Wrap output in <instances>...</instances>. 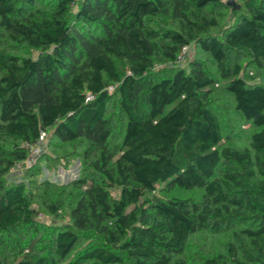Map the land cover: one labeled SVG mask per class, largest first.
<instances>
[{"label": "trees", "instance_id": "1", "mask_svg": "<svg viewBox=\"0 0 264 264\" xmlns=\"http://www.w3.org/2000/svg\"><path fill=\"white\" fill-rule=\"evenodd\" d=\"M36 1L0 0V30L36 51L30 57L0 48V236L11 239L43 210L31 205L23 183L3 180L42 133L64 142L82 139L93 173L70 211L73 226L50 229L49 251H20L15 264H125V258L186 264L189 235L224 217L258 225L244 229L250 239L245 258L264 264V0H241L243 11L220 35L209 33L221 19L207 9L223 0H52L48 13ZM156 15L174 27H151L146 18ZM190 43L227 80L242 124L254 127L248 146L221 143L210 106L214 79L204 61L193 57L187 69L176 66ZM156 56L171 63L169 74L152 70ZM116 59L126 61V72ZM249 63L261 71L260 81L244 75ZM111 100L124 115L116 151L107 146ZM2 139L11 141L8 147ZM219 166L222 175L215 178ZM161 182L202 193L196 200L159 198L153 191ZM112 186L117 198L108 191ZM59 207L46 205L51 213ZM92 230L103 245H86L72 256L80 236L90 238ZM4 258L0 264H10ZM205 264L224 262L215 255Z\"/></svg>", "mask_w": 264, "mask_h": 264}, {"label": "rangeland", "instance_id": "2", "mask_svg": "<svg viewBox=\"0 0 264 264\" xmlns=\"http://www.w3.org/2000/svg\"><path fill=\"white\" fill-rule=\"evenodd\" d=\"M223 2V6L218 9H207L208 15L221 19L217 26L210 28L211 34L220 35L223 28L236 19L240 11H243L241 0H223ZM35 4L43 13H48L53 8L52 0H37ZM73 10L72 7L69 16H72ZM146 19L147 23L158 31L174 27L173 21L165 15L148 16ZM0 48L19 56L33 57L36 53L28 45L10 40L2 30H0ZM193 57L204 61L206 69L214 79V83L210 86V106L220 121L223 136L221 143L233 148L248 146L249 135L254 127L250 124H242V117L234 109L232 95L224 87L227 80L219 77L212 60L205 53L200 52L195 43H190L186 50L178 55L176 66L187 69V63ZM116 64L120 71H127L125 60L116 59ZM170 69L171 63L161 61L158 56L152 59L154 72L166 75L169 74ZM243 73L245 76H253L255 80L261 79V71L251 63L244 65ZM108 89L112 88L108 87ZM106 116L110 120L112 129L107 146L111 151H116L120 147L124 115L114 100L109 102ZM10 142L8 139H2V146L8 147ZM85 145L82 139L60 141L48 130L29 147L26 158L15 161L3 176L5 183H23L28 191L27 196L31 205L34 208H43L41 213L36 215L33 225L22 227L19 232L10 236L11 239L0 236V256H5L4 259L10 264H15L21 258V254L28 253L32 247L47 253L50 249L48 241L50 229L73 226L70 211L84 196L87 180L93 173L89 159L83 156ZM221 175L222 167L219 166L215 178H220ZM108 191L114 198L118 197L119 189L116 186L110 187ZM153 193L159 198L178 197L196 200L201 196L202 190H185L161 182L155 185ZM49 203L60 207L56 212L51 213L46 209ZM215 221L209 219L206 226L189 235L183 250L186 264H205L206 260L215 255H220L224 264H250L245 258V251L250 249V239L244 229L253 230L258 225L252 223L249 218L224 217ZM91 233L90 238L80 236L76 242V248L70 253L72 256L77 249H82L86 245H103V237L93 230ZM36 236L38 238H35ZM71 258L69 256L67 260ZM125 264H129L126 258Z\"/></svg>", "mask_w": 264, "mask_h": 264}, {"label": "built area", "instance_id": "3", "mask_svg": "<svg viewBox=\"0 0 264 264\" xmlns=\"http://www.w3.org/2000/svg\"><path fill=\"white\" fill-rule=\"evenodd\" d=\"M186 48H187V45H183L182 48H181V52H184L186 50Z\"/></svg>", "mask_w": 264, "mask_h": 264}]
</instances>
